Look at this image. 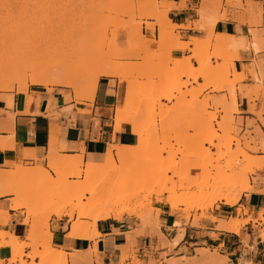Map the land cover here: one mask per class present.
Segmentation results:
<instances>
[{
  "label": "rangeland",
  "instance_id": "rangeland-1",
  "mask_svg": "<svg viewBox=\"0 0 264 264\" xmlns=\"http://www.w3.org/2000/svg\"><path fill=\"white\" fill-rule=\"evenodd\" d=\"M169 8L170 5L163 7L155 0H0L2 71L9 72L13 66H18L21 72L29 75L28 65H18L17 59L39 54L49 56L48 65L54 67L57 76L67 74L65 78L70 75L68 78H72L77 72L75 65L73 69V63L67 64L64 69L58 65V60L70 52L72 46L80 48L92 58L100 59L104 65L122 66L127 70V81L123 84L127 87L129 105L125 114L130 119L134 117L141 126L139 137L150 147L120 172L114 170L107 173L99 169L86 174L83 166L86 162L81 156L74 157L81 161V165L57 168L58 173L50 170L51 158L44 164L31 167L23 165V174L16 182L24 188V200L30 213L43 212L51 206L70 208L77 204L85 205L92 195L87 190L89 187L97 193L120 187L122 191L119 192L124 197L121 196L122 199L115 194L123 202L119 199L117 210L126 209L129 214L125 219L130 220L135 227H157L160 211L155 207L162 206L175 213V224L180 229L189 222L197 226L202 220L211 221L212 216L221 222H232L236 215L243 212L245 214L238 217L241 228L246 225V221H250L258 235L264 232V208L258 211L261 216L258 212L252 215L243 205L248 194H264V149L261 147L264 136L252 120H247L243 130L242 119L235 118L238 111L232 108V93L238 90L242 94L244 88L238 84L245 79V75L240 78L234 68V60L239 59L238 50L242 47L224 46L218 39H210L214 33L213 20H254L252 25H248L251 39L247 46L254 51L251 45L257 42L259 48L254 52H264V0H202L200 10L207 13L208 19H199L194 26L205 31V36L184 42L188 47L184 50L190 54L182 58L171 55L172 51L177 50L175 41L179 36L174 34L176 26L167 18ZM156 11L159 12L156 17H149ZM161 30L171 35L165 43L158 37ZM144 31L151 32L150 37H146ZM193 39L197 41L191 45ZM138 43H144V46L134 50ZM190 45L192 48H189ZM201 49L203 52L198 56L199 60L194 59L195 52ZM156 57L159 58L147 61ZM177 59L183 63L179 64ZM187 64L194 67L197 75L207 64L212 67V72L202 78V84H198V76L193 79L192 76L184 75ZM258 64L252 63L249 70L251 75ZM253 80L260 81V78ZM165 83H171L173 90L163 91ZM41 88L49 94L58 91L64 95V100L77 102L74 89L63 86L28 84L25 92ZM209 88L225 94H204ZM261 89L260 84L254 86V99L258 98ZM14 91H17V84L13 90H0V93ZM163 95H167V99ZM244 95H249V91ZM66 110H71V107ZM47 115L50 118L60 116L56 107ZM208 125L214 133L206 130L210 127ZM115 152L112 149L113 155ZM62 157L58 149L54 160L59 161ZM103 160L92 163H101ZM46 169L50 175L42 178ZM156 172L165 173L164 179L160 180ZM243 174H247V185L244 184ZM65 183L77 191L57 200L56 196L61 194ZM227 188L229 199L235 202L232 206L239 205L233 214L234 218L226 220L215 216L221 206L231 207L223 198L211 201L208 193V197L200 199L202 201L197 202V197L193 198L204 192L216 195ZM192 200H195L194 203ZM10 242L18 247L14 254L7 247ZM31 242L27 235L20 240L18 237H6L0 231V248H7L10 253L9 258L0 257V264H42L39 259L36 263V258L28 256L34 251L43 250L45 240H40L38 246L30 245ZM27 248L29 252H26ZM197 252L200 258L193 260H204L205 264H212V259L217 257V251L210 253L202 249ZM128 256L136 264L134 255ZM201 264L204 263L201 261Z\"/></svg>",
  "mask_w": 264,
  "mask_h": 264
},
{
  "label": "crops",
  "instance_id": "crops-1",
  "mask_svg": "<svg viewBox=\"0 0 264 264\" xmlns=\"http://www.w3.org/2000/svg\"><path fill=\"white\" fill-rule=\"evenodd\" d=\"M155 1L170 5L167 18L176 26L174 34L179 36L180 41L189 42L190 38L205 36V31L195 29L194 26L200 19L202 0ZM214 32L232 35L235 42L241 41L243 45L238 50L239 59L234 60L235 70L245 75V79L238 84L244 87L242 94L236 90L238 114H235V118L242 119L243 130L247 120L254 121L264 136V52L255 53L252 46L254 51L247 46L251 39L247 23L241 24L228 18L217 22ZM144 34L150 37L151 32L144 31ZM189 54L187 50L172 51L175 58ZM253 62L259 64L254 67L255 73L252 72L251 75L249 70ZM253 75H257V80L260 78V81L253 80ZM111 77L99 78L92 101L68 102L58 91L49 94L44 88L27 93H0V170L13 173L15 164L18 163L29 167L37 165L34 161H39V165L46 163L52 134L57 138L55 146L57 151L59 149L60 156H81L83 162L101 161L109 145H135L137 136L131 132L130 125L123 124L115 129V109L118 103L123 102L126 87L118 79ZM202 82L203 79L199 77L197 83ZM259 84L262 89L258 98L254 99L253 89ZM246 91H249V95H244ZM204 94L217 96L225 92L217 93L209 88ZM9 96L10 105L7 104ZM163 103L170 104L166 101ZM69 106L71 110H66ZM55 107L60 116L50 118L47 114ZM250 130H253V126ZM247 196L243 205L250 210V214L264 208V194L252 192ZM14 198L12 193L0 194V231L23 240L28 235L26 226L30 220L28 224H24L25 209L12 208ZM238 207L239 205L221 206L215 216L226 220L234 218L233 214ZM155 208L160 211L157 227H135L125 217L101 220L97 225L99 235L92 239L68 237V216L52 215L48 220L52 246L68 255L67 264H134V259L127 257V254L134 255L136 264H201V261L205 264L204 260H193L200 258L197 251L202 249L210 253L217 251L212 264H264V240L252 228L250 221L243 228L241 226L236 234L217 230L216 223L211 222L212 220H202L197 226L189 222L181 226V232L175 224V213L162 206ZM243 214L245 213L242 212V216ZM259 214L262 215L261 212ZM179 235L182 237L178 238ZM29 251L27 248L26 252ZM0 257L9 258V250L1 247Z\"/></svg>",
  "mask_w": 264,
  "mask_h": 264
},
{
  "label": "bare ground",
  "instance_id": "bare-ground-1",
  "mask_svg": "<svg viewBox=\"0 0 264 264\" xmlns=\"http://www.w3.org/2000/svg\"><path fill=\"white\" fill-rule=\"evenodd\" d=\"M159 4L163 7H166L169 5L167 3H159ZM158 13L159 12L157 11L155 13H151L149 14V17H156ZM207 17H208L207 13L204 10H200V20L206 21L208 19ZM221 19L224 20V18H221ZM252 21L254 22V20H251V21L241 20V24L247 23L248 25H252L251 24ZM217 22H220L219 19L213 20L214 24H216ZM158 37L162 43H165L171 38V35L161 30L159 32ZM210 39L211 40L218 39L221 42V44L224 46L234 45L237 47L239 46L238 48L243 47L241 41L239 43H237V41L235 42V38L232 35H226V34H220V33L214 32ZM196 41H197L196 39H193V42L191 43V45L195 44ZM175 45L177 46V50L183 51L184 49L188 48L187 45H185V43L180 41L178 38L175 41ZM143 46H144V43H138L136 48H133V49L136 50L137 48H142ZM251 46L256 50L259 48L257 42H253ZM132 51L133 50H131L130 52ZM202 52H203L202 49L196 51L194 59L199 60L198 56ZM157 58L159 57L149 58L147 61H152ZM177 60H179L178 61L179 64L183 63L181 59H177ZM58 61H59L58 65H62L63 69L65 68L67 64L73 63V69L75 65V69L77 71L75 72V74H73L74 77L68 78L71 76L70 75V76H67V78H65L67 74L64 75L65 77L57 76V73L55 74L54 72L55 70H53L54 67L52 68L48 65V63L50 62V58L47 55H39V54L38 55L37 54L36 55L34 54L25 55V56H21L20 58L18 57L17 63L18 65L27 64L30 74L26 75L25 72H21V70L18 69V66H13V69L11 71L9 70V72L8 70L7 71L5 70L6 72H4L2 71L3 68H0V72L1 71L3 72V73L2 72L0 73V90H3V91L13 90L16 84H17V92H24V93H25V90L28 84H32L36 86H44V87L63 86V87L74 89L73 91L75 92L74 95H76L75 97L77 101L78 100L79 101H92L94 98L95 92H96V88H97V84H98V80L100 76L116 77L118 78L119 83H124L127 81V76H126L127 70L123 69L122 66L112 67V66L104 65L100 59L92 58L89 55H86L83 50H81L80 48L76 46L74 47L72 46L71 51L62 55ZM193 68L194 67L191 64L185 65V68H184L185 70L183 72L184 75L192 76L193 79H196L197 76L201 78H205L212 72L211 70L212 67L209 64L205 65L203 69L198 72L199 75L195 74V71ZM237 74L239 75L240 78L244 77V74L242 72H238ZM256 76L253 75V78L257 79ZM165 84L162 89L163 91L168 92L170 90H173L174 87L171 86V83L170 84L165 83ZM163 96H164L163 98H166L167 95H163ZM127 99L128 98H127V87H126L124 100L121 104L118 103L115 109L114 126L118 128L123 124L130 125L131 132L138 137L136 144L135 145H124V146L110 145L111 147L108 148L106 152L104 153L103 162L101 163L86 162L83 164V166L86 168V174L90 172L92 173L94 170L98 171L99 169L103 171H107V173L109 172L111 173L114 170L116 172L117 171L120 172L121 169L125 167L126 164L131 163L133 159L137 158L141 154V152H143V150H146V149L150 150V147H147V144L143 141V139L139 137L140 133L142 132L141 126L133 119L134 117L130 119L125 114V112H127L126 111L127 106L129 105V102L127 101ZM231 99H232V108L234 110H237L235 92L232 93ZM10 102H11V96L8 97L7 104L10 105ZM8 129H11V127H8ZM206 130L210 131L211 134L213 132V128L211 126ZM51 136L52 137L49 141L50 149L48 151V157L49 159L51 158L50 160L51 163L49 164L50 170H52L55 173L56 172L58 173L57 168H67L70 166H78L79 164L81 165V161L77 160L74 157L63 156L61 160L55 161L54 157L57 153V146L55 145H56L57 138L55 139L53 137V134ZM262 144L263 146L261 147L264 149V139H263ZM112 149L116 150L114 155L112 153ZM251 161L252 160L248 162L250 163ZM34 162L37 164L40 163L39 161H34ZM15 168L16 169L15 171H13V173L0 170V194L2 195L10 194V193L14 194L15 198L13 200L12 208L13 209H18V208L25 209L26 217L23 220V223L28 224L30 220V223L28 224V235H27L28 238L32 240L31 242L32 244L30 245L38 246V243L40 240H45L44 245H43V250H40L39 252L34 251L32 254L33 257L32 255L28 256L29 258L39 259V261L42 262V264H67L68 255L63 250L56 249L52 246V234L49 230V224H48V220L52 215H55L56 217L68 216L69 218L68 221L70 223L68 237L92 239L99 235V232L97 230V225L100 220H109V219L117 220L129 214L127 211H125L126 209L123 210L122 208L121 210L120 209L117 210L116 206L118 205V203L121 202V198L124 197L123 193L121 195L119 192L120 187L114 190H111V191H105V192H99V193L94 192V189L89 187L87 188V190L88 191L90 190L89 192H91L92 195L85 205L77 204L70 208H67L65 206H61V207L51 206L43 212H39L36 214L30 213L29 206L26 204L24 200V196H25L24 188L21 185L20 186L17 185V182H16L18 179H20V176L23 174L22 164L20 163L15 164ZM155 174H158V177L160 180L164 179L163 175L165 173L161 174V173L156 172ZM49 175L50 174L48 170L46 169V171H44L42 175V178H48ZM242 178H243L244 184L247 185L248 184L247 174H243ZM164 181L166 182V180ZM63 185H64L63 187L64 189L61 192V194H58V196H56L57 200H61L67 195H72L75 191H77L76 189H70L67 186V183ZM227 190L228 188L224 192L218 193L216 195H214V193L204 192V194L194 196L193 198L195 199V197H197L196 199L198 202V200L207 196L206 194L208 193V196L211 197V201H214L215 199L223 198L226 201L225 203L231 206L235 205V202L229 199L230 193H227L228 192ZM115 194H116V197L122 196L121 198H119L120 202H119V199L115 197ZM112 196H113L112 201H110V198ZM194 201L195 200H192L193 203ZM240 216H242V213L241 214L239 213L238 215H236V217L234 218L232 222H221L216 217H213V216L210 217V219L212 220L213 223H216V229L224 230V231H228V232H232L236 234L239 232V229H240V223H239L240 219L238 220V217ZM82 219H89L90 221L83 222ZM247 222L248 221H246L245 223ZM4 234L6 237L16 238L13 234H9L8 232H4ZM180 236L181 235H179L178 238H180ZM261 238L262 240H264V233L261 234ZM15 245L13 243L7 245V247H10L12 253L16 251V248H18ZM34 254L36 255L34 256ZM219 261L220 260H218V262Z\"/></svg>",
  "mask_w": 264,
  "mask_h": 264
}]
</instances>
